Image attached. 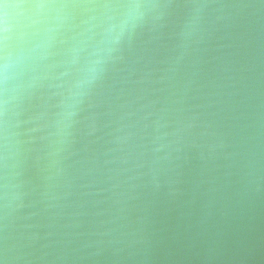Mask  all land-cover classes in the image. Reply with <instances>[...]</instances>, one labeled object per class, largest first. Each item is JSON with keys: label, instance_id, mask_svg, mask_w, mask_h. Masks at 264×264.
<instances>
[{"label": "clouds", "instance_id": "9594fccd", "mask_svg": "<svg viewBox=\"0 0 264 264\" xmlns=\"http://www.w3.org/2000/svg\"><path fill=\"white\" fill-rule=\"evenodd\" d=\"M0 264H264V0H0Z\"/></svg>", "mask_w": 264, "mask_h": 264}]
</instances>
